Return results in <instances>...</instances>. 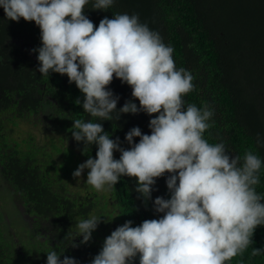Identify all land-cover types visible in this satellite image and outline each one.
Here are the masks:
<instances>
[{"label": "clouds", "instance_id": "1", "mask_svg": "<svg viewBox=\"0 0 264 264\" xmlns=\"http://www.w3.org/2000/svg\"><path fill=\"white\" fill-rule=\"evenodd\" d=\"M114 3L0 0L6 19L22 18L39 28L40 46L30 50L37 54L36 71L66 75L82 95L75 103L97 118L73 120L72 139L84 149L94 145L96 153L72 176L79 180L88 170L84 182L97 192L121 177H134V191L145 202L152 200L157 178H165L168 198L152 200L158 218L136 226L125 221L105 237L89 264H227L253 244L255 230L264 226V195L256 190L264 160L252 151L242 158L232 155L223 141L205 138L214 110L186 102L194 88L191 72L176 67L172 46L137 13L105 16L97 26L85 14V5L106 11ZM114 77L131 88L132 99L119 109L120 97L109 87ZM138 113L151 117L150 134L132 127L124 136L127 148L99 122ZM257 143H264L259 134ZM102 218H78L74 232L67 233L72 237L68 246L78 247L74 241L80 237V244H87ZM64 251L49 247L45 264H79ZM251 255H264V247H253Z\"/></svg>", "mask_w": 264, "mask_h": 264}, {"label": "trees", "instance_id": "2", "mask_svg": "<svg viewBox=\"0 0 264 264\" xmlns=\"http://www.w3.org/2000/svg\"><path fill=\"white\" fill-rule=\"evenodd\" d=\"M84 10L94 26L105 16L137 13L172 46L176 67L191 72L194 88L184 97L186 102L214 110L205 138L210 143L223 141L232 155L242 158L252 151L264 160V143H257V134L264 138V0H115L106 11L93 10L91 4ZM39 46L40 30L34 22L8 20L0 8V171L30 218L32 231L24 229L20 236L37 237L30 252L22 254L21 263L9 259L15 247L11 240L6 241L7 246L0 244V264H45L49 247L65 248L64 255L89 264L103 244L105 230L112 232L128 220L136 226L158 218L152 200L168 198V190L165 178H157L152 200L145 202L134 191L135 178L121 177L110 197L119 202L110 209L97 204L95 190L72 176L89 155L95 158L96 147L84 149L71 136L74 119L95 122L97 118L89 117L75 103L82 95L66 75L41 76L36 71L37 54L30 50ZM109 87L120 97L118 109L132 99L130 86L119 79L114 77ZM134 102L139 106L138 100ZM150 118L144 113L121 114L117 121L99 122L111 138L119 137L121 146L127 148L125 133L138 126L142 133L150 134ZM19 124L42 129L45 141L37 139L39 130L29 146L21 136L16 139ZM51 126L61 132L52 135ZM4 135L10 139V147L2 139ZM138 140L134 138V142ZM114 158H119L118 152ZM256 190L264 195V166ZM89 214L104 217L91 240L80 244V237L74 241L78 247L68 246L72 237L67 233L74 232L78 218ZM113 214L116 217L107 223ZM252 239L253 244L227 264H264V255H251L253 247H264V226L257 227Z\"/></svg>", "mask_w": 264, "mask_h": 264}, {"label": "rangeland", "instance_id": "3", "mask_svg": "<svg viewBox=\"0 0 264 264\" xmlns=\"http://www.w3.org/2000/svg\"><path fill=\"white\" fill-rule=\"evenodd\" d=\"M19 128H17V134L18 132H20V135L16 137V139H22L24 138L22 141L26 144V145H30L32 138H33V133L36 134V130L41 131L38 127H34L32 125H21L20 124L18 126ZM53 127L51 126V131L50 133L54 136H57L58 132H61V130L57 127ZM45 129V128H43ZM43 131H41V133L36 134V136H38V140L39 141H43ZM22 138H21V137ZM5 138V135L3 136L2 139ZM45 141V140H44ZM2 142V140H0V143ZM10 139L9 138H5V144H7L9 147L10 145ZM40 143V142H39ZM53 147V145H52ZM41 157V156H39ZM88 170H85L84 172L87 173ZM87 175V174H86ZM86 180L85 176H81L79 178V183H82L83 181ZM95 192L97 193V199L96 202L97 204H105L106 207H109L108 209H110L112 206V204H116L117 202H119V198L115 199V198H110L111 195H113L114 189L110 188L106 191H102V192H97L95 190ZM114 212V214H117V210L115 208H112V210ZM112 216V218L116 217V216ZM120 216V213H119ZM125 216V214L123 213V217ZM111 218V219H112ZM110 220V219H107ZM106 220V221H107ZM113 220V219H112ZM111 220V221H112ZM117 220V218H116ZM3 221V222H2ZM110 221V222H111ZM0 222H2V236L0 237L1 239V243L3 244V246H7L6 241L9 240L7 239V237H12L14 239V242H16V247L14 249V255L9 257V259L11 261H15V262H19L21 263L22 259L25 257H22V254L24 253L23 256H25L26 254H28L31 250V246L35 245V242L37 241V237L36 235H34L33 237H28V236H20V234H23L24 229H28L29 231H32L31 225L30 223V218L28 215H26L23 211V208L18 204L17 202V194L14 190V188L11 186V184L9 183V181H7L2 174H0ZM4 223V226H3ZM108 223V221H107ZM113 224V222L111 223ZM9 232V235H8ZM111 231L110 228L105 230V236L107 237L108 235H110ZM13 235V236H12ZM22 257V258H21ZM21 258V259H20Z\"/></svg>", "mask_w": 264, "mask_h": 264}, {"label": "crops", "instance_id": "4", "mask_svg": "<svg viewBox=\"0 0 264 264\" xmlns=\"http://www.w3.org/2000/svg\"><path fill=\"white\" fill-rule=\"evenodd\" d=\"M8 235H9V232H8ZM28 237H31V236H28ZM7 239L11 240L12 244L14 245V239L12 237H10V235H9V237H7Z\"/></svg>", "mask_w": 264, "mask_h": 264}, {"label": "flooded vegetation", "instance_id": "5", "mask_svg": "<svg viewBox=\"0 0 264 264\" xmlns=\"http://www.w3.org/2000/svg\"><path fill=\"white\" fill-rule=\"evenodd\" d=\"M0 174H1V171H0ZM13 236V235H12ZM16 245V242H14V246ZM16 247V246H15ZM15 247H14V249H15ZM13 255H14V252H13Z\"/></svg>", "mask_w": 264, "mask_h": 264}]
</instances>
